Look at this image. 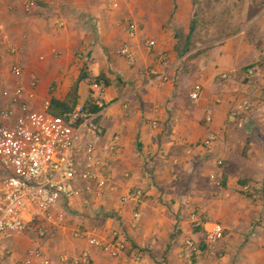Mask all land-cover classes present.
Returning a JSON list of instances; mask_svg holds the SVG:
<instances>
[{"label": "crops", "instance_id": "obj_1", "mask_svg": "<svg viewBox=\"0 0 264 264\" xmlns=\"http://www.w3.org/2000/svg\"><path fill=\"white\" fill-rule=\"evenodd\" d=\"M245 1L249 3V0ZM27 2L34 3L29 12L23 9ZM168 10L157 12L153 34H140L137 22L132 20L138 28L136 39L127 37L121 45L114 46L116 39H111L108 30L114 28L112 21L116 27L121 24L116 20L118 9L108 11L96 0H0V51L5 52L13 63L20 60L21 81L28 94H32L31 76L39 78V86L31 100L33 107H39L42 101L51 97L60 101L66 98L80 74L79 71L73 77L65 75L66 67L77 52L91 57L88 71L93 77L105 74L114 80L117 75L123 83L103 90L101 98L109 106L98 115L104 130L98 156L107 162V172L118 186V192L90 197L93 205L89 217H63L61 212L65 203H59L55 213L62 217H54L56 225L51 226L49 239L33 244V239L22 234L3 240L1 246L10 251L11 256L0 259V264H23L27 252L37 246L52 264H57L61 254L74 258L84 251L90 255V264H129L123 256L111 257L90 246L86 238H75V232L103 239H109L114 231L125 232L135 239L132 242L126 238L130 247L144 245L147 237L161 235L162 221L154 217L153 211L162 195L159 190L165 191L162 198L176 200L181 189L172 180L177 176L183 181L195 172L196 164L209 165L202 174L205 183L209 178L222 180L214 193L199 191V196L208 221L220 223L224 236L217 247L220 256L211 259L193 256L192 264H264L263 200L260 196L252 198L241 190L242 182L251 185L255 192L264 185V65L258 68L249 85L240 83L244 68L263 58L264 41L253 43L243 34H237L200 56L196 83L202 85L201 97L192 102L190 111L183 107L175 109L173 98L177 90L171 80L177 65L175 43L163 32L171 12ZM177 11L176 19L180 22L185 18L187 7L178 5ZM81 14H86L87 20L96 25L98 39L83 33L77 19ZM147 40L156 43L152 54L145 50ZM124 44L135 55L136 64L132 68L119 55ZM11 49L18 50L19 55H13ZM55 53L61 57H56ZM162 57L167 59V65L161 63ZM150 69L158 74L166 72L170 79L162 83L149 74ZM221 75H227L228 79H222ZM17 82L14 79L15 86ZM83 86L85 94L82 93ZM54 88L55 92L49 94ZM179 89L188 91L187 79L180 83ZM90 90L89 81L79 84L78 104L86 103ZM216 99L221 102L216 104ZM243 100L252 103V110L245 117L244 126L239 128L230 119V113ZM208 109L214 114L211 124L205 122ZM153 123H157L156 128ZM114 135L120 136V150L116 159L110 160L107 148ZM210 135H214L216 141L209 149L203 148L202 143ZM147 163L154 166L149 172L144 168ZM132 189L146 191L142 220L137 227L132 226L131 219L134 205L120 203V197ZM177 200L186 204L191 199L184 195ZM88 203L77 200L75 206L82 211ZM176 203L174 209L178 208ZM101 212L107 215L103 217ZM185 215L181 212L180 219L173 221L178 225L181 237L202 243L203 230L196 231ZM170 253L169 264H184L188 258L184 244L173 247ZM32 264H39V261L34 259Z\"/></svg>", "mask_w": 264, "mask_h": 264}, {"label": "built area", "instance_id": "obj_2", "mask_svg": "<svg viewBox=\"0 0 264 264\" xmlns=\"http://www.w3.org/2000/svg\"><path fill=\"white\" fill-rule=\"evenodd\" d=\"M118 5V0H105L108 11L116 10ZM33 6L34 3L27 2L23 9L29 12ZM126 31L129 40L136 39V24L127 22ZM144 47L148 54H152L156 43L147 40ZM11 52L15 56L19 55L18 50L11 49ZM119 55L129 66L136 64L135 55L127 44L121 47ZM77 60L80 68H89L92 63L91 57L83 53L78 55ZM160 60L167 65L166 58ZM10 71L18 82L7 106L0 113V259L11 256L10 251L2 248L3 240L22 235L30 229H35L40 238L44 237L46 225L54 226V217H62L55 213L59 203L70 204L80 195L104 197L116 194L119 190L107 172V162L98 156L104 130L96 122L97 115L88 113L84 105L78 104L64 116H56L50 111L52 97L42 101L39 107H33L31 100L39 86V78L31 76L29 83L32 94H28L21 81L23 69L20 60L13 63ZM149 74L162 83L168 82L166 72L158 74L150 69ZM253 74V70L248 71L249 77ZM222 79L227 80L228 76L223 75ZM100 91L98 85L91 86L92 104L99 105ZM201 93L202 85L196 83L190 92L191 101H198ZM220 102V99L215 100L216 104ZM251 110L252 103L243 100L231 111L230 119L242 128ZM205 122H212L211 109L206 112ZM156 127L157 123H153V128ZM215 141L216 137L210 135L201 146L209 149ZM107 150L110 160H115L120 150L119 135L112 137ZM241 190L252 198L257 196L251 185H244ZM143 198L142 189L129 190L120 197L121 204L134 205L131 218L133 227H137L142 220ZM190 221L194 228L203 230L204 239L200 244L192 239L184 242L188 263L192 264L193 256L205 259L220 256L217 247L224 236L223 226L204 221L197 212L191 213ZM74 236L86 238L90 246L111 257H125L129 264H154L147 260L143 252L132 249L125 235L120 232L114 231L109 239L81 231H76ZM34 259L39 264H52L38 246L27 252L23 264H32ZM57 264H90V255L88 251L74 258L61 254Z\"/></svg>", "mask_w": 264, "mask_h": 264}, {"label": "rangeland", "instance_id": "obj_3", "mask_svg": "<svg viewBox=\"0 0 264 264\" xmlns=\"http://www.w3.org/2000/svg\"><path fill=\"white\" fill-rule=\"evenodd\" d=\"M104 2L105 0H96V3L102 8L106 7ZM118 2H120L117 8L119 15L116 17V20L118 19L121 21V24L119 27H116L112 21L111 25H113L114 28H109L108 30V33L112 34L111 39H116L114 46H119L126 41L127 22L132 20L136 21L140 34L142 33V35L148 36L155 31L154 22L157 21L155 20L158 16L157 12L171 9V12H169V19L166 20L163 27V32L168 34L175 43L174 48L177 65L171 73V80L175 85H180L184 79H187L188 92L198 80L196 74L199 68L197 65L199 64L200 56L215 49L224 39L233 35L243 34L250 42L256 43L257 41H264V7L254 8L250 0L249 3L245 0H195L194 2L192 0H119ZM178 5L187 7L185 18L180 22L176 19ZM77 19L81 22L79 26L85 35H89V37H92L94 40L98 39L99 34L97 33V27L93 21L87 20L86 14L79 15ZM192 25L194 26V33L188 44L186 37ZM78 53L79 52L76 53L74 60L69 66L66 67L65 75H71L73 77L76 72L81 71L80 62L76 58L79 55ZM54 55L58 58L61 57L59 53H55ZM262 55V59L247 66L251 68L246 70L247 67H245L242 71V78L240 79L242 86L249 85V82L257 74L258 68L264 65V51ZM12 66L13 62L6 56L5 52L3 53L0 51V113L7 106L15 87L14 79L10 73ZM250 70L254 71L251 77L248 76V71ZM169 77L168 80L170 79ZM85 91L86 88L83 86L82 93L85 94ZM54 92L55 88L52 89V91L50 90L49 94ZM213 117L214 114L212 115V118ZM218 166L222 167L219 164ZM208 167L209 165L203 166L202 164L200 166L196 164L195 172L186 176L183 181H179L178 177L174 175L175 178L172 180V183L176 185L179 184V188L181 189L177 192L176 200H166L162 198L165 191L159 190L162 195L160 196L161 198H158V205L154 207L155 209L153 211L154 217H158L162 221L160 224L161 235L147 237V242H145L144 245L136 246L137 249L143 252L146 257H149L155 264H169L168 257L171 255L170 251L172 248L182 247L186 241V238L181 237V231L178 225L173 222L176 219H180L181 212L186 214L185 216L189 221L191 213L197 212L204 221L209 222L205 207L200 204L202 201L199 196V191L207 192L208 190V192L211 191L214 193V188L216 186L219 187L222 180L218 179V181L209 178V181L205 183L202 174ZM144 168L146 172H149L154 166L148 165ZM206 187H208V189ZM263 192L264 185L258 188L255 193L262 198ZM184 195L191 199L186 204H182L177 200L178 197H183ZM194 198L195 200H193ZM90 199L89 196L80 195L70 204H65L61 212L63 217H89L88 213L92 210L91 206L93 205ZM77 200H80V202L87 201L89 203L85 204L86 207L82 208L83 210L80 211V209L75 206ZM145 200L146 191H144L142 203H144ZM171 201L174 203L172 204ZM175 201L177 202L176 204H178V208L174 209ZM204 204L206 203L204 202ZM100 215L104 217L107 214L101 212ZM190 225L193 227L191 221ZM45 230V236L42 238L38 236L35 229H30L24 234L34 240L33 244L36 241L46 242L50 237L49 232L52 228L46 225ZM123 233L126 238L128 237L130 241L134 242L135 239L133 236H127L125 232ZM188 261L187 259L184 264H189Z\"/></svg>", "mask_w": 264, "mask_h": 264}, {"label": "trees", "instance_id": "obj_4", "mask_svg": "<svg viewBox=\"0 0 264 264\" xmlns=\"http://www.w3.org/2000/svg\"><path fill=\"white\" fill-rule=\"evenodd\" d=\"M193 2L195 0H192ZM252 6L254 8H262L264 7V0H250ZM194 33V26L192 25L189 29V33L187 35V43H190V39L192 37ZM248 68L251 67H247L246 70ZM110 74H113L112 71L109 70ZM89 81L90 82V86L93 85H98L101 88L100 91V95L102 96L103 90L105 88H108L112 85H116L119 86V84H122V81L120 80V78L116 75L114 80H111L110 78H108L105 74H101L98 77H93L90 72L88 71V67L84 66L81 71L80 74L77 78V80L73 83V85L70 88L69 93L67 94L66 98L63 101L57 100L56 98L52 97L50 99V103H51V108L50 111L52 114L56 115V116H64L65 114L69 113L75 106L78 105V90H79V84L82 81ZM177 93L175 94L174 98H173V103H174V108L175 109H180V108H185L186 110H191L192 109V101L190 99V93L188 91H185L183 89H179L180 85H175ZM91 90L89 92V97L86 101V103L84 104V108L88 113H91L93 115H97V119L96 122L99 123V113L105 109L106 107L109 106V103H105L102 98L100 99V103L99 105H95L92 104V100H91ZM225 176V174H224ZM225 178L223 181V186L225 184ZM241 184H245V182H242ZM262 200H263V205H264V192L262 193ZM196 231H200V228H194ZM201 248H203L202 245H200ZM132 249H137L135 246H132ZM139 250V249H137ZM219 253V252H218Z\"/></svg>", "mask_w": 264, "mask_h": 264}]
</instances>
